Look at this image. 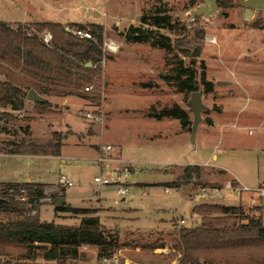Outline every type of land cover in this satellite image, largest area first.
<instances>
[{"label": "rangeland", "instance_id": "obj_1", "mask_svg": "<svg viewBox=\"0 0 264 264\" xmlns=\"http://www.w3.org/2000/svg\"><path fill=\"white\" fill-rule=\"evenodd\" d=\"M241 1L217 0L215 10L205 14L207 0H0V20L13 27L25 25L34 32L35 22L53 18L49 15L51 5L67 14L60 22L64 26L77 28L74 23H81L90 30L91 25H100L101 47L104 41L117 45L114 53L101 48L100 68L87 80L93 85V91L85 93L87 97L37 93L47 102L38 104L26 98L22 109L0 107V112L9 114L0 115L1 149H6L7 141H32L46 145L47 151L58 142L60 145L58 156L0 154V174L19 172L31 181L48 183L45 193L50 198L41 200L42 205L32 215H38L40 221L77 225L82 215L55 211L53 193L61 189L63 204L72 207L95 206L94 200L101 195L105 198L101 204L107 208L99 220L105 228L118 229L120 245L107 260L97 257L96 245L82 244L71 248L77 253L76 259L61 264H178L170 246L181 217L187 226L201 222V215L193 212V207L201 203L198 194L205 196L202 203L237 205L243 215L264 213L263 202L255 192L238 195L223 187L226 179L233 183L231 176L249 188L264 181V12L253 10L247 19ZM143 15L148 19L168 15L171 23L183 28L175 31L143 24ZM130 25L156 29L178 43L203 36L201 53L194 64L197 90L205 105L196 143L190 136L194 119L188 105L191 92L179 90L172 71L182 55L176 49L167 51L149 42L127 41L124 33ZM44 32L49 31L39 35ZM184 61L190 63L189 58ZM201 71L212 83L210 91L200 81ZM174 103L188 114L190 123L186 127L172 117H163L171 119L167 122L152 117ZM97 110L104 113L103 124L83 116L85 111ZM222 129L227 133L223 141ZM136 130L147 133L151 140L159 134L167 138L138 144L133 138ZM105 144L116 146L107 157H114L110 169L126 174L127 195H121L118 186L93 181L94 176L112 171L96 160L100 146ZM191 162L219 164L226 173L221 175V169L202 164L199 179L180 182L185 163ZM60 175L72 185L58 183ZM170 180L182 184L177 189L157 185ZM14 218L15 214L0 212L2 221ZM236 218L245 221L241 215ZM155 243L165 245L153 248ZM33 263L58 264L41 257Z\"/></svg>", "mask_w": 264, "mask_h": 264}, {"label": "trees", "instance_id": "obj_2", "mask_svg": "<svg viewBox=\"0 0 264 264\" xmlns=\"http://www.w3.org/2000/svg\"><path fill=\"white\" fill-rule=\"evenodd\" d=\"M140 21L156 28L175 31L183 28L171 23L168 15H154L151 19L143 15ZM74 24L84 29L83 24ZM34 26L35 31L30 32L25 25L13 27L0 20V107L22 109L30 89L47 97H87L83 88L94 71L100 68L102 27L91 25L89 31L92 38L81 39L65 30L60 22L41 21L35 22ZM44 30L52 35L48 43L39 35ZM124 36L127 41L149 42L167 51L176 49L182 58L172 71L179 90L191 93L197 90L198 71L194 64L202 49L201 34L178 43L177 39L173 40L156 29L130 25ZM184 58H189L190 63L184 64ZM88 62L90 66L86 65ZM200 81L206 91L212 89V83L206 81L204 71L200 73ZM0 115L9 117L7 112H0ZM152 117H172L178 119L182 127L190 123L186 111L176 103ZM4 144L7 147L0 148V153L60 154L59 142L51 151H47L46 145L32 141H7ZM199 177L200 167L189 164L184 167L180 182ZM158 184L177 189L182 183L170 181ZM45 187V183L39 182L0 183V197L4 198L0 202V212L15 214L14 220H0V264L33 263L38 257L61 264L76 259L77 253L71 248L82 244L96 245L99 259L110 258L120 245L118 231L105 228L93 209L65 204L54 207L57 212L82 215L77 225L40 221L38 215H32L42 205L40 199L47 197ZM60 192L53 193L54 199L60 196ZM21 196L24 199H19ZM193 212L201 215V222L192 226H179L174 244L170 246L172 255L177 256L178 264H264V213L258 216L243 215L239 206L206 203L194 206ZM238 215L245 221H238ZM229 218L234 220L229 221ZM164 245L155 243L153 248Z\"/></svg>", "mask_w": 264, "mask_h": 264}, {"label": "built area", "instance_id": "obj_3", "mask_svg": "<svg viewBox=\"0 0 264 264\" xmlns=\"http://www.w3.org/2000/svg\"><path fill=\"white\" fill-rule=\"evenodd\" d=\"M68 31L72 32L75 36L81 38V39H91V33L87 29H81V28H69ZM52 38V35L49 32H44L42 34V39L45 43L50 42ZM105 52L107 53H114L117 51V45L112 42V41H104L103 46L101 47ZM84 90L87 91H93V85L92 84H86L84 86ZM83 116L90 122L96 123V124H103L104 123V113L101 110L97 111H85L83 113ZM115 146L112 144H105L100 146V151L98 152L97 156V162L103 164V166L107 170H112L110 169V161L114 160L113 158L107 157L108 154L112 150H115ZM110 159V160H109ZM126 174L123 172H119L116 169H113L109 174L107 175H99V176H94L93 181L97 185H115L118 186V192L121 195H127L129 194V189L128 186H125L124 184L126 183ZM58 183L63 184V185H72V182L69 181L65 175H60L58 178ZM228 190L233 191L235 194L241 195L243 192H255L259 197H264V184L256 187V188H249L247 185H242V184H235L234 182L231 183L230 181L226 182L225 185L223 186ZM203 188V187H201ZM205 191V189H201ZM214 190H220V188H215ZM50 198V197H46ZM20 199H24L23 196L20 197ZM45 198H42L40 200H44ZM34 213V211H33ZM180 226H187L185 225L186 220L185 218L181 217L178 220ZM192 225H196L192 224ZM101 260H107V258H103ZM177 260V259H176Z\"/></svg>", "mask_w": 264, "mask_h": 264}, {"label": "crops", "instance_id": "obj_4", "mask_svg": "<svg viewBox=\"0 0 264 264\" xmlns=\"http://www.w3.org/2000/svg\"><path fill=\"white\" fill-rule=\"evenodd\" d=\"M49 7V10L51 11V13H49V15H50V17H51V15H52V17L53 18H44V19H42L41 21H55V22H62L63 21V19L64 18H66V16L65 15H67L64 11H60V10H58L59 8H56L55 6H48ZM42 10H43V8H42ZM81 15L82 16H86L85 15V12H81ZM57 17V18H56ZM40 21V22H41ZM66 27V26H65ZM69 28V27H68ZM155 121H157V122H163L164 120H166V122L168 121V120H171V119H168V118H161V119H154ZM172 120H175V119H172ZM199 126V125H198ZM147 133H140L138 130H136V131H134L133 132V138L135 139V142L136 143H138V144H145V143H148V142H153V141H161V140H163V139H166L167 137L165 136V135H163V134H159V137H157L156 139L155 138H153V140H151V139H149L148 137H147V135H146ZM224 134V135H223ZM226 134V135H225ZM160 135H162V137L160 136ZM184 135V137L186 136H188L186 133H182V136ZM220 136H223L222 138H221V141H223V139L225 138V137H227V133H224V131H223V129L222 130H220ZM132 138V139H133ZM170 139V138H169ZM220 140V139H219ZM195 143H196V141H194ZM77 147V146H76ZM116 147V146H115ZM119 148H120V146H118ZM195 149V148H194ZM118 153V152H117ZM116 153V154H117ZM0 154H2V155H10V156H27V157H30V156H39V155H32V154H4V153H0ZM115 154V155H116ZM59 155H61V152H60V154ZM195 156V155H194ZM116 157V156H115ZM212 157L213 158H217V155L216 154H212ZM186 165H198V166H200V165H202V164H207V165H209V166H211V167H213V168H218V169H221L222 171H221V175H223V174H225L226 173V171H225V168L223 167V166H221V165H219V164H210L209 162L208 163H201V162H199V163H195V162H191V163H185ZM131 171L133 172L134 170L133 169H131ZM200 178V177H199ZM199 178H197V179H199ZM229 178H233V182L235 183V184H242V185H246V184H244V183H242V182H240V180L236 177V176H231V177H229ZM196 179V180H197ZM214 180H215V178H214ZM171 181V180H170ZM2 182H39V183H43V182H40V181H31V180H29V179H27V178H24V177H22L21 176V174L19 173V172H14V174L12 175V176H10V175H5V174H0V183H2ZM226 182H227V179H226ZM263 183H264V181H262ZM262 182H258V184L254 187V188H256V187H258L259 185H261V184H263ZM45 184H48V183H45ZM64 186V185H63ZM166 188V187H165ZM169 188V187H168ZM167 189V188H166ZM60 190V189H59ZM248 194V193H247ZM198 202H203V200L205 199V196L204 195H199L198 194ZM65 198V197H64ZM261 198V201L263 202L262 203V205H264V199H263V197H260ZM65 200V199H64ZM102 201L104 202L105 201V198L104 197H101V195H98V198H96L95 200H94V202H95V206H87V207H82V208H89V209H93L94 211H95V215H97L98 217L100 216V214L102 213V212H104L105 210H106V208L107 207H103L102 206ZM201 203H199V204H201ZM238 204H240V202L238 203ZM66 205V204H65ZM222 205H224V204H222ZM70 206V205H69ZM233 206H235V205H233ZM237 206V205H236ZM105 209V210H104ZM110 209V208H109ZM132 209V208H131ZM24 264H33V263H24ZM38 264V263H37Z\"/></svg>", "mask_w": 264, "mask_h": 264}, {"label": "water", "instance_id": "obj_5", "mask_svg": "<svg viewBox=\"0 0 264 264\" xmlns=\"http://www.w3.org/2000/svg\"><path fill=\"white\" fill-rule=\"evenodd\" d=\"M207 1H208L209 6H208V9L204 10L205 14L212 13L215 10L217 0H207ZM241 4L245 8L244 16L247 19L252 15L253 10H262L264 12V0H242ZM68 29L69 28L66 26L65 30L68 31ZM86 65L90 66L91 63L88 62ZM26 98H27V100H32L35 102L44 100L33 89H30L28 91ZM188 105H189V109L193 113V117H194L193 122H192V127H191V134H190L191 141H192V143H194L197 127L201 121V111L205 107V105L202 102V97H201V93L199 90H195L191 93V96L188 100ZM2 201H4V198L0 197V202H2ZM64 201H65L64 197L58 196L56 199L55 207H60ZM117 231H118V229H117Z\"/></svg>", "mask_w": 264, "mask_h": 264}]
</instances>
